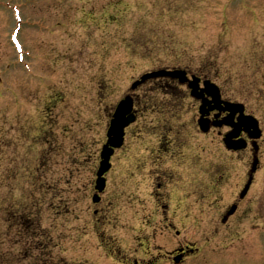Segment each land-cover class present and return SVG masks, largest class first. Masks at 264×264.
Wrapping results in <instances>:
<instances>
[{
	"label": "rangeland",
	"instance_id": "374dc122",
	"mask_svg": "<svg viewBox=\"0 0 264 264\" xmlns=\"http://www.w3.org/2000/svg\"><path fill=\"white\" fill-rule=\"evenodd\" d=\"M171 68L210 78L264 123V0H0V264H124L142 233L127 219V175L153 138L127 129L95 205L99 151L113 107L131 92L136 123L170 119L169 108L192 119V100L156 108L159 79L130 90ZM217 132L194 151L203 159L208 147L213 169L223 167ZM18 212L31 226L12 222ZM205 221L191 237L199 245Z\"/></svg>",
	"mask_w": 264,
	"mask_h": 264
},
{
	"label": "flooded vegetation",
	"instance_id": "af4514ba",
	"mask_svg": "<svg viewBox=\"0 0 264 264\" xmlns=\"http://www.w3.org/2000/svg\"><path fill=\"white\" fill-rule=\"evenodd\" d=\"M186 74L188 79L195 75L196 86L203 87L207 77L187 70ZM158 79L145 82L158 84L152 91L161 96L162 104L156 108H164V100H192L195 111L185 123L177 119L178 114L171 108L166 109L170 119L136 123V99L133 92L129 93L135 118L125 128L123 144L113 155L122 149L127 129L132 125L138 129V135L142 131L153 139L150 148L144 147L146 162L127 175L126 189L130 192L125 194L127 219L137 224L142 233L138 247L128 255L123 254L122 261L124 264H264V123L245 101L227 97L221 89L220 98L227 104L221 102L215 107L205 91L203 98L193 97L188 80L181 83L177 77ZM146 100L150 105L156 104H151L153 99ZM237 103L241 105H231ZM151 109L157 113L165 111ZM200 114L204 131L198 125ZM214 129H218L222 146L221 169H213L208 147H201L203 159H197L194 152L196 141L211 137L209 134ZM130 133L135 132L130 129ZM181 191L183 194L179 196ZM100 197L95 205L101 201ZM93 213L97 217V209ZM107 213L106 208L102 213L104 220L109 218ZM203 218L210 225L201 237L204 243L199 245L191 237ZM157 236L164 242L157 241ZM214 236L219 237L220 246L218 242L211 243L210 237ZM108 244L111 245L110 241Z\"/></svg>",
	"mask_w": 264,
	"mask_h": 264
},
{
	"label": "water",
	"instance_id": "95a60500",
	"mask_svg": "<svg viewBox=\"0 0 264 264\" xmlns=\"http://www.w3.org/2000/svg\"><path fill=\"white\" fill-rule=\"evenodd\" d=\"M165 75L172 76V77H178L180 82H183L186 80L185 72L182 70H173V71L158 70V71H153L150 73L143 74L140 77L139 81L132 84V88H134L139 83L144 82L146 79L156 78V77L165 76ZM204 84H205V89L207 93L212 96V102L214 103V106L216 107L217 104L220 102L218 89L214 85L210 84L208 81H206ZM190 86L192 87V94L196 97H200L201 95L196 92L197 87L195 86V83L191 82ZM203 105H205V102H203ZM131 109H132V101L130 97H125L118 103L112 115V118L110 120V125L107 131L108 140L102 147V150L100 153L101 154L100 155L101 157L100 166L96 173L97 179H96L95 188L98 191H101L103 189L104 181L102 178V174L109 168L108 160H109L110 155L112 154L113 148L119 147L121 145L122 139H123L124 127L134 119L133 115L131 114ZM200 127L202 130H206V128L203 126L202 119L200 120ZM93 201H96L95 196L93 197Z\"/></svg>",
	"mask_w": 264,
	"mask_h": 264
},
{
	"label": "trees",
	"instance_id": "16d2710c",
	"mask_svg": "<svg viewBox=\"0 0 264 264\" xmlns=\"http://www.w3.org/2000/svg\"><path fill=\"white\" fill-rule=\"evenodd\" d=\"M19 207V206H18ZM19 209H20V207H19ZM17 216H18V218H19V220H21L22 222H20V221H18V219L17 220H13L12 222H16L17 221V223L21 226L22 224H24V225H28V226H31V224H32V218L31 217H24L23 215H22V213L21 212H18L17 213ZM27 220V221H26ZM24 221H26V222H24ZM19 226V227H20ZM33 227H34V229L37 227V232H39V230H40V228H39V224H36L35 226L33 225ZM34 237V239L35 238H44V236L42 235V234H37V235H34L33 236ZM31 246H32V244H31ZM46 248V247H45ZM44 248V249H45ZM28 249L31 251L32 250V248H30V247H28ZM28 256H30L29 254H28Z\"/></svg>",
	"mask_w": 264,
	"mask_h": 264
}]
</instances>
